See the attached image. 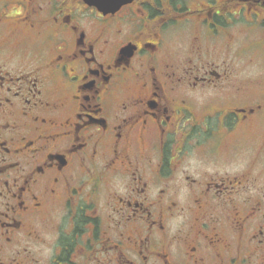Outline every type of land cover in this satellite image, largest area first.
<instances>
[{
    "label": "flooded vegetation",
    "instance_id": "obj_1",
    "mask_svg": "<svg viewBox=\"0 0 264 264\" xmlns=\"http://www.w3.org/2000/svg\"><path fill=\"white\" fill-rule=\"evenodd\" d=\"M242 16L264 0H0V264H264Z\"/></svg>",
    "mask_w": 264,
    "mask_h": 264
},
{
    "label": "rangeland",
    "instance_id": "obj_2",
    "mask_svg": "<svg viewBox=\"0 0 264 264\" xmlns=\"http://www.w3.org/2000/svg\"><path fill=\"white\" fill-rule=\"evenodd\" d=\"M238 43L254 56L257 54L256 66L252 69L258 76H264V26L260 21H251L249 16H242L238 25Z\"/></svg>",
    "mask_w": 264,
    "mask_h": 264
},
{
    "label": "water",
    "instance_id": "obj_3",
    "mask_svg": "<svg viewBox=\"0 0 264 264\" xmlns=\"http://www.w3.org/2000/svg\"><path fill=\"white\" fill-rule=\"evenodd\" d=\"M90 4L97 5L100 9L108 10L118 8L122 2H127L129 0H86Z\"/></svg>",
    "mask_w": 264,
    "mask_h": 264
}]
</instances>
